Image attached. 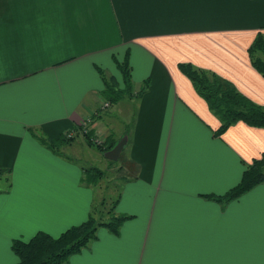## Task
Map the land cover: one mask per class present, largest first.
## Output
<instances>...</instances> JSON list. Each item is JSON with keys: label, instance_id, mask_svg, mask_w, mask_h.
<instances>
[{"label": "crops", "instance_id": "obj_1", "mask_svg": "<svg viewBox=\"0 0 264 264\" xmlns=\"http://www.w3.org/2000/svg\"><path fill=\"white\" fill-rule=\"evenodd\" d=\"M258 31L264 0H0V264L18 261L13 238L88 217L97 192L80 158L30 129L78 128L102 98L98 67L121 84L126 55L133 93L147 86L112 104L123 118L109 113L104 128L128 137L116 211L132 217L118 234L99 227L64 264H264V180L225 205L203 196L264 157V128L236 121L215 134L219 117L178 67L212 71L264 109L248 54Z\"/></svg>", "mask_w": 264, "mask_h": 264}, {"label": "trees", "instance_id": "obj_2", "mask_svg": "<svg viewBox=\"0 0 264 264\" xmlns=\"http://www.w3.org/2000/svg\"><path fill=\"white\" fill-rule=\"evenodd\" d=\"M248 54L251 64L264 76V32L256 33L248 46ZM115 62L121 73V84L98 67L103 81L101 96L111 104L125 96H137L147 86V81H145L141 89L133 93L131 69L127 55L123 60ZM178 67L190 79L195 91L206 101L210 110L219 117L221 122L215 134H221L236 121L264 128V109L240 93L230 82L212 71L197 68L188 62L179 63ZM30 131L42 144L56 153H59V145L71 141V138H68L65 133L55 138L36 133L33 129ZM87 135L90 137L89 134ZM116 142L114 137L108 135L103 142L96 144V149L104 154ZM88 144H91L90 140H88ZM8 172V168L0 166V174ZM102 173L101 168L95 165L82 166V181L95 184ZM263 180L264 157L252 160L243 170L240 180L225 192L206 193L203 196L225 205ZM118 198L119 194L117 193L107 208H104L106 200L101 198L98 206H96V202L92 205L85 220L67 227L56 236L38 230L29 239L13 238L11 249L18 257L15 264H64L71 255L79 253L96 239L99 227H105L111 233L118 234L122 223L132 217L129 214L116 211Z\"/></svg>", "mask_w": 264, "mask_h": 264}, {"label": "rangeland", "instance_id": "obj_3", "mask_svg": "<svg viewBox=\"0 0 264 264\" xmlns=\"http://www.w3.org/2000/svg\"><path fill=\"white\" fill-rule=\"evenodd\" d=\"M105 102H107V104H105ZM121 104H123V102ZM115 107H117V104L112 107V104L102 97L100 103L88 119L82 120V123L78 128L65 132L68 138H71V141L58 146L60 154L67 152L72 154V156H78L82 166L95 165L101 168L103 171L102 176L94 184L97 192V197L95 198L94 203L96 202V206H98L99 202L102 200L101 198H104V200H106L104 208H107L110 205V201L116 196L120 180L125 174L120 166V160L124 157L125 147L128 141L126 133L120 136V138L125 136V143L117 159L109 162L110 159L106 158L104 154L96 149V144L103 142L104 139L110 135L108 130L104 128V125L111 123L113 117L117 122L119 116L123 118L121 111L117 113ZM111 112L113 113V117L107 119V116ZM124 112H126V110ZM116 114L118 115L116 116ZM131 119L132 118L130 117L126 120L125 117L124 121H119L121 124L117 127L122 126L127 128ZM87 134H89L90 137H88ZM120 138L117 137L115 140H119ZM88 140L91 141V144H88ZM5 176L6 175H0V189L5 186Z\"/></svg>", "mask_w": 264, "mask_h": 264}, {"label": "water", "instance_id": "obj_4", "mask_svg": "<svg viewBox=\"0 0 264 264\" xmlns=\"http://www.w3.org/2000/svg\"><path fill=\"white\" fill-rule=\"evenodd\" d=\"M125 143V136L121 137L119 140H117V142L115 143V145L104 152V156L110 160H115L119 157L121 149L123 147Z\"/></svg>", "mask_w": 264, "mask_h": 264}, {"label": "built area", "instance_id": "obj_5", "mask_svg": "<svg viewBox=\"0 0 264 264\" xmlns=\"http://www.w3.org/2000/svg\"><path fill=\"white\" fill-rule=\"evenodd\" d=\"M105 104H107V102H105ZM69 134H70V132H69Z\"/></svg>", "mask_w": 264, "mask_h": 264}]
</instances>
